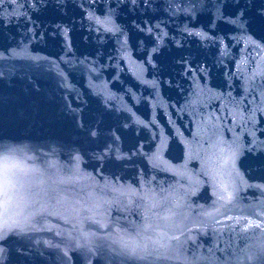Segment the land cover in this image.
<instances>
[{
    "label": "water",
    "instance_id": "water-1",
    "mask_svg": "<svg viewBox=\"0 0 264 264\" xmlns=\"http://www.w3.org/2000/svg\"><path fill=\"white\" fill-rule=\"evenodd\" d=\"M0 25L85 43L264 106V0H0Z\"/></svg>",
    "mask_w": 264,
    "mask_h": 264
},
{
    "label": "snow or ice",
    "instance_id": "snow-or-ice-1",
    "mask_svg": "<svg viewBox=\"0 0 264 264\" xmlns=\"http://www.w3.org/2000/svg\"><path fill=\"white\" fill-rule=\"evenodd\" d=\"M9 181L6 176H0V195H6V192L3 191L8 185ZM7 201H4V204H6Z\"/></svg>",
    "mask_w": 264,
    "mask_h": 264
}]
</instances>
